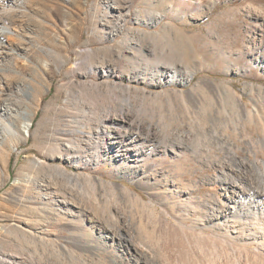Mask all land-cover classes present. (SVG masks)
Returning a JSON list of instances; mask_svg holds the SVG:
<instances>
[{
    "label": "rangeland",
    "instance_id": "obj_1",
    "mask_svg": "<svg viewBox=\"0 0 264 264\" xmlns=\"http://www.w3.org/2000/svg\"><path fill=\"white\" fill-rule=\"evenodd\" d=\"M0 18L23 35L0 59V118L19 131L0 127V264H114L128 234L154 264L256 262L207 223L226 205L209 159L225 153L200 150L222 136L264 161V0H0ZM112 115L128 149L148 145L130 125L159 129L150 157L110 152Z\"/></svg>",
    "mask_w": 264,
    "mask_h": 264
},
{
    "label": "bare ground",
    "instance_id": "obj_2",
    "mask_svg": "<svg viewBox=\"0 0 264 264\" xmlns=\"http://www.w3.org/2000/svg\"><path fill=\"white\" fill-rule=\"evenodd\" d=\"M152 13H154V11ZM19 26H22V24H20ZM22 36V30L20 29V27H18V29L17 27L15 29H11L5 26L4 24L0 26V59L3 57L4 54H6L5 49H9V51L17 53V48L14 45L15 41H13V39L22 40ZM3 37L7 38L6 45L3 43L4 41H1V38ZM24 53L25 52L23 51V54ZM256 65L264 70V56L257 59ZM168 77V84L174 82L175 72H172V74ZM182 96L185 100L189 102H197V96L192 92L183 93ZM243 112H247V116L251 115V117H253L252 112L244 108L238 109L236 114L241 115L243 114ZM125 117L126 116L124 115L120 117H118V115L108 116L110 120V127L103 132L104 135L106 134L108 136L107 140L108 146H110L111 148L110 152H112L114 149V151L116 152L115 157H117L118 160L121 161L125 160L123 156L127 154H130V158L137 157L140 151H144V156L146 155L150 157L155 149L152 145V141L159 138V129L149 123L141 125H130L129 132L131 134L139 133L142 136V139L144 140L143 144L148 143V145H145L142 149L138 147L128 149L127 146L123 143L121 132L119 131L120 127L117 124L118 119L124 121ZM30 126V123H25L22 129L23 133H29ZM97 126L99 128V125ZM0 127L4 131L5 136L16 137L19 135V131L16 129V127H14L11 123L3 121L2 117L0 118ZM188 137L192 138L193 136L190 133H185L183 136H181V138H183L184 140H186ZM211 139L212 141L211 143H209V146H207V149L205 150L204 148H202L204 150L201 149L200 152L209 153V156H211L213 148L219 147V150L225 153L224 157L213 158L211 156L212 158L210 157L209 159L208 156V159L211 161V164L213 163L214 166L219 167V169L222 171L220 181L223 183V191L226 205L218 209L216 208L213 215L207 219V223L212 224V222L216 221L222 222L224 224V227L226 226V228L228 229V232L226 234V238L228 240H226L230 242L229 245H231V242L232 244L238 243L239 246L244 247V249L243 247L241 249L239 248L240 250H245V252H247L246 255L251 257V260H256L254 264H258L257 262H259L260 264H264V172L262 171V165H264V161L259 162L258 159H252L250 156H240L239 153L235 151L234 146L222 136H212ZM185 145V143H178L176 145H173L172 148L175 149L177 148L176 146ZM255 170H258L259 173L261 172L262 174H259V177H257L258 174L255 173ZM139 175L141 176V178L148 179L146 170L139 172ZM256 177L259 179H257ZM180 230L183 232V234H193L190 236L185 235L188 244L191 240H203L204 238V235L202 233L199 232L201 235L197 234L198 230L195 229V227L188 226L185 223L180 222ZM114 235L115 234L111 229H108L106 231V238L114 239ZM77 236L78 243L84 250L91 246L86 237V230L84 228H79V233ZM125 238L124 239L126 241L123 245V250L118 253V260L114 262V264H154L152 260L153 256L151 255L152 253L150 254L148 248H145V246L137 243L133 235L130 236V234H128V236H126ZM101 239H103L102 235L99 236L98 241ZM194 243H196V246L199 247V245H197L199 244V242L194 241ZM93 248L99 252L101 251L100 245H98L97 247L93 246Z\"/></svg>",
    "mask_w": 264,
    "mask_h": 264
}]
</instances>
